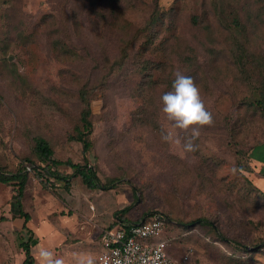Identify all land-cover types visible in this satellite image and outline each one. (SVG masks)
<instances>
[{"label":"rangeland","instance_id":"374dc122","mask_svg":"<svg viewBox=\"0 0 264 264\" xmlns=\"http://www.w3.org/2000/svg\"><path fill=\"white\" fill-rule=\"evenodd\" d=\"M232 2L244 15L253 13L246 70L231 56L229 34L216 20L211 0H159L163 12L153 39L139 35L132 50H140L139 57L101 82L104 57L119 56L122 36L145 24L154 0H0V166L11 171L31 166L22 200L38 239L33 238L35 259L45 248L65 264H76L77 258L98 264L102 232L92 240L83 230L74 234L73 224L86 208L69 211L75 200L94 208L99 198L110 207L102 217L127 206L125 216L133 219L146 212L168 214L171 220L166 217L161 236L153 240L168 238V253L181 264H259L255 257H264V247L246 250L229 239L248 246L264 239V192L253 184L260 162L264 173V110L255 102L264 87V0ZM15 7L21 37L16 25L8 26ZM108 7L123 9V21L133 26H122L121 32L105 27L97 11ZM195 14L202 15L199 24ZM12 35L17 40L1 51ZM55 39L65 41L72 56L62 54ZM144 65L146 74L140 71ZM176 72L194 79L213 114L193 152L183 147L190 133L173 130L161 112V97L171 90ZM84 84L100 86L91 101L89 160L102 181L119 180L110 188H89L73 175L69 186L60 179L46 186L35 172L44 162L33 152L34 137H47L58 159L84 160L81 144L69 137L79 120ZM170 130L179 144L162 141V132ZM24 157L35 163H22ZM58 167L72 173L66 164ZM16 193L17 184L0 181V264L25 258L20 241L29 234ZM198 217L212 220L228 240L202 222L186 225ZM87 222L92 225L93 219Z\"/></svg>","mask_w":264,"mask_h":264},{"label":"trees","instance_id":"16d2710c","mask_svg":"<svg viewBox=\"0 0 264 264\" xmlns=\"http://www.w3.org/2000/svg\"><path fill=\"white\" fill-rule=\"evenodd\" d=\"M212 6H213V12L216 13V20L218 21L219 25H222L224 30L228 32L229 36L227 37V40L231 43V48L233 50V56L234 60L246 70L247 68V46L246 44L249 42V34L248 31L250 30V25H252L253 13L251 10H248L247 15H244L242 12V8L238 5L232 2V0H211ZM19 8V7H18ZM18 8L15 7V9H12L13 13L10 16L8 21V26L11 27V29L16 27L18 28V32H20L22 29L20 26L16 23V17L18 14ZM17 9V10H16ZM108 9V10H107ZM123 9H118L117 7H113L112 9L110 7L105 8L104 10L97 11V15L101 21V23L107 27H115L120 32L122 30V26L125 30H129L130 26H133V23L131 21H123ZM162 10L160 9L159 0H154V7L151 15L147 18L145 24L143 26H137L135 27V31L130 37H123L121 38L122 42L120 45L121 52L119 56L116 58H113L111 55H106L105 63L102 64L100 67L101 70V82L102 79L104 81L107 80L108 75L113 73L115 70H120L125 67L127 63H129L130 60L137 59L139 57V51L133 53V48L135 45V42L139 35L146 36L149 39H153V33L156 30L157 22L159 21V17L162 15ZM114 14H116L115 20H114ZM244 15V16H243ZM54 14H50V17H53ZM113 16V17H112ZM202 15H193L194 24H199L200 21H202V18L200 17ZM112 17V19H111ZM208 28H210V25H206ZM123 29V30H124ZM23 31L19 33V36L21 37ZM126 36H128V33H126ZM17 40V37L12 35L10 38L5 39V41L2 43L1 51L7 50L12 42H15ZM54 46L56 45L59 47L60 50H62V54L66 56H72L70 54V50L68 49L67 43L65 41H62L60 39H55L53 41ZM70 54V55H69ZM98 64V62L96 63ZM139 68V67H138ZM148 69V66L144 65V67L140 70L144 74H146ZM258 70V69H257ZM151 83H155L152 81V78L148 81ZM102 88V87H101ZM100 90V86L96 85L94 87H89L88 85L84 84L79 93L80 101H81V108L79 113V120L74 126V132H71L69 134V137L71 139L76 140L78 143L82 146V151L84 153V160L83 161H74L71 158H68L67 160H61L55 157V148L53 146V143L45 136L37 135L34 137V145H33V152L35 156L40 159L42 162H44V165H36L35 166V172L37 173V176L44 185H53L54 180L60 179L67 183V186H69V179L71 176H80L82 182L89 188H110L115 186L116 182L119 180L117 177H110L106 181H102L100 176H98V170L94 164H92L88 157V152L93 147V140L91 137V133L93 132L94 128V122L92 120V107H91V101L92 98L98 93ZM143 93L146 92L147 86L143 85ZM142 93V94H143ZM257 106H259L261 109L264 110V87L262 86L259 90V96L256 97L255 100ZM257 146V145H256ZM255 146V147H256ZM255 147L253 150L255 151ZM252 150V151H253ZM26 160H31L29 157H24L22 159V163H24ZM61 164H66L72 168V173H64L60 170L58 166ZM29 170L27 168V164H21L19 168L15 171L4 169L2 166H0V181L4 183H15L17 184V193L14 196V202L17 205L19 212L22 216L25 217L23 227L28 232V237H21L20 245L23 248L25 252V258L20 264H37L35 255L32 250L33 245V238L35 236L34 231L28 226L27 222L30 219V214L24 209L23 204V196L25 192V188L27 186V183L29 181ZM253 179V178H252ZM253 184L256 187L257 190L263 191L264 190L259 187L255 181L253 180ZM130 207H124L117 211L118 218L126 219L125 212ZM163 212V211H162ZM166 214L165 212H163ZM149 212H146L144 216H142L140 219L148 216ZM166 216L170 219L169 215L166 214ZM171 220V219H170ZM126 221V220H125ZM196 222H202L204 224L209 225L213 231L217 234L218 238L228 240V238L225 236L223 231L219 228L218 225H216L212 220L208 218H194L189 221V224H186L188 226L196 223ZM114 225V224H113ZM112 225V226H113ZM235 243L236 246H239L241 248H244L246 250L253 249L255 251L260 250V248L264 247V239H262L260 242L253 243L251 246L243 244L241 241L239 242L236 239H229Z\"/></svg>","mask_w":264,"mask_h":264},{"label":"built area","instance_id":"2783aa9c","mask_svg":"<svg viewBox=\"0 0 264 264\" xmlns=\"http://www.w3.org/2000/svg\"><path fill=\"white\" fill-rule=\"evenodd\" d=\"M28 170L31 168L27 165ZM166 214L155 211L134 221H122L104 228L101 234L102 250L98 264H181L168 253V238L161 236L166 226ZM189 258L183 256V261Z\"/></svg>","mask_w":264,"mask_h":264},{"label":"clouds","instance_id":"9594fccd","mask_svg":"<svg viewBox=\"0 0 264 264\" xmlns=\"http://www.w3.org/2000/svg\"><path fill=\"white\" fill-rule=\"evenodd\" d=\"M161 103V112L164 118L171 123V128L190 133L183 144L184 150L186 152L195 151L194 141L199 138L200 129L213 123V114L207 110L194 79L176 72L171 90L162 95ZM161 139L166 143H180L174 131L171 130L162 132ZM244 259L246 260L247 256ZM255 259L259 264H264V257L261 255L257 254ZM36 260L37 264H65L63 259L57 258L52 251L45 248L38 250ZM76 264H93V261L77 258Z\"/></svg>","mask_w":264,"mask_h":264},{"label":"crops","instance_id":"0c3cea01","mask_svg":"<svg viewBox=\"0 0 264 264\" xmlns=\"http://www.w3.org/2000/svg\"><path fill=\"white\" fill-rule=\"evenodd\" d=\"M262 167H263V163L260 162V164L258 165V168L256 170L257 172H254L253 175H254L255 183L264 190V173H261ZM86 205H88V203L84 199H81L80 201L75 200V201H73V205H71L72 210L69 212H72L73 210L75 211L76 208L77 209L78 208H81V209L86 208V211L84 213H80L81 214V216L79 214L80 218H76V220L73 224V227L75 228L74 234H79V232L81 230H83L85 235H87L86 238L91 239V240L93 238L96 239L99 237V235H100L99 231L102 232L104 230V228L111 227L113 224L115 225V224L121 222V220L122 221L139 220V219H133L130 217H126V219L118 218L116 211L111 212V216L102 217L104 214H106L107 210L110 209V207H108V204L104 200H101L99 198H98V200L93 202L94 208H91L89 205L87 207ZM63 213L65 214V212H63ZM114 214H116V218L114 217ZM88 217L89 218L91 217L93 219L92 225H90L89 222H87V220H89ZM70 218H73V217L70 216ZM29 220H28V222H29ZM28 222H27V224H28ZM28 226L31 228V226L29 224H28ZM31 229L35 233V236H34L35 241L38 240L37 236H36L35 229L34 228H31ZM66 230L73 232V231H71L72 230L71 227H68V229H66ZM74 237H78V236L74 235ZM35 245L36 244L34 242L32 245V250H33L34 255H35ZM100 245H102L101 238H100ZM51 251H52V249H51ZM52 252L55 253L54 251H52Z\"/></svg>","mask_w":264,"mask_h":264}]
</instances>
